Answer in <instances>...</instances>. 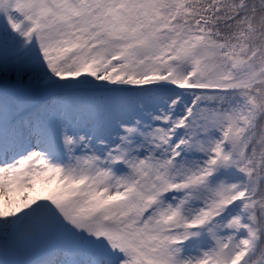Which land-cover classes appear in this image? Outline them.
<instances>
[{
	"label": "snow or ice",
	"instance_id": "obj_1",
	"mask_svg": "<svg viewBox=\"0 0 264 264\" xmlns=\"http://www.w3.org/2000/svg\"><path fill=\"white\" fill-rule=\"evenodd\" d=\"M0 264H264V0H0Z\"/></svg>",
	"mask_w": 264,
	"mask_h": 264
}]
</instances>
